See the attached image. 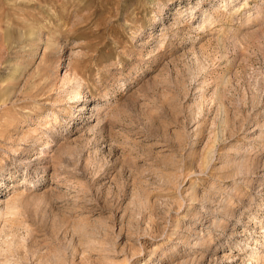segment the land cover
Segmentation results:
<instances>
[{
	"label": "rangeland",
	"instance_id": "1",
	"mask_svg": "<svg viewBox=\"0 0 264 264\" xmlns=\"http://www.w3.org/2000/svg\"><path fill=\"white\" fill-rule=\"evenodd\" d=\"M0 264H264V0H0Z\"/></svg>",
	"mask_w": 264,
	"mask_h": 264
}]
</instances>
